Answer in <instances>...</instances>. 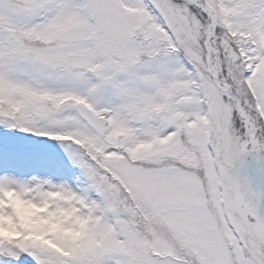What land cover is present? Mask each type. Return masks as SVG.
Returning a JSON list of instances; mask_svg holds the SVG:
<instances>
[{"label": "snow or ice", "instance_id": "obj_1", "mask_svg": "<svg viewBox=\"0 0 264 264\" xmlns=\"http://www.w3.org/2000/svg\"><path fill=\"white\" fill-rule=\"evenodd\" d=\"M0 264H264V0H0Z\"/></svg>", "mask_w": 264, "mask_h": 264}]
</instances>
